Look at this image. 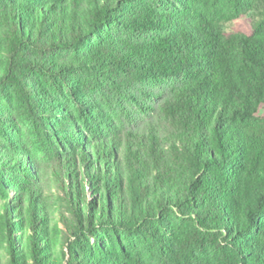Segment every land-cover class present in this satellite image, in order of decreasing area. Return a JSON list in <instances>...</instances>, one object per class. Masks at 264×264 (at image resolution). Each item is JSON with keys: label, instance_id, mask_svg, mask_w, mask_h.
Segmentation results:
<instances>
[{"label": "trees", "instance_id": "16d2710c", "mask_svg": "<svg viewBox=\"0 0 264 264\" xmlns=\"http://www.w3.org/2000/svg\"><path fill=\"white\" fill-rule=\"evenodd\" d=\"M13 3L0 100L8 91L51 162L72 222L65 263L144 264L95 255L85 243L107 231L150 241L157 264H264V0ZM24 150L0 145L5 258L56 264L46 184ZM169 215L191 232H161Z\"/></svg>", "mask_w": 264, "mask_h": 264}, {"label": "rangeland", "instance_id": "374dc122", "mask_svg": "<svg viewBox=\"0 0 264 264\" xmlns=\"http://www.w3.org/2000/svg\"><path fill=\"white\" fill-rule=\"evenodd\" d=\"M15 2H22L23 0H0V39L2 36L3 26H2V15L11 7ZM254 22V17L249 15L243 22L244 25L249 26ZM238 27H241L240 24L237 23H225L221 25V28L226 32H232L236 30ZM3 45L0 40V63L3 58ZM2 66V65H1ZM51 90V95L58 100H61L63 103L67 102V97L69 94L66 93L63 96L60 92L55 89H52V85L48 84ZM6 97L1 99L0 104V145L7 147L10 144V141L13 140L15 144H18L19 147H24L31 153H27L26 150L23 151V155L28 158L31 162L30 170L35 172V175L38 173V176L44 179L46 184V205L48 208V213L50 218L48 221V234L44 236L47 238L50 244V251L52 255V259L56 262V264H66L65 259L62 258V254L65 251V228H71L72 222L67 214V210L64 208L62 198L60 197V193L54 184L49 180V170L51 168V162H48L44 157L43 153L38 151V133L37 129L34 128L30 122V120L25 116V114L21 111V109L16 105L14 99L8 96V91L6 92ZM8 97V98H7ZM7 98V99H6ZM50 124L57 127L53 121H50ZM56 132V130H55ZM57 133V132H56ZM51 138L54 141L58 140L57 134L51 135ZM36 165L37 171L34 170V166ZM37 176V175H36ZM8 176H5V179ZM16 177V176H15ZM18 178V177H17ZM20 181H24L23 179ZM6 187V188H5ZM4 188L7 192L13 195L15 192L14 186L10 181L4 180ZM2 193H6L5 191L0 192V201H2L3 196ZM166 224L169 225L166 229H161V232L167 234L170 230L176 232L178 237H184L185 235L191 232L190 227L180 220L179 218L169 215L166 219ZM171 225V227H170ZM95 240L89 239L88 244L92 251L95 250V255H98V252H101L107 256V259L113 258L112 254H118L120 252H124V254H128L130 259H134V261H142L144 264H157V249L151 244L149 241L147 244L141 240H134L130 237H125L120 233L114 232H96ZM5 234L4 229L2 228V224L0 222V264H8L7 259L5 258ZM28 242V241H27ZM87 246V247H88ZM206 252L208 253V257L210 261H213V258L219 257L214 253L213 245L206 244L205 247ZM89 250H82V254L78 255H87ZM218 260V259H217ZM26 264H30L28 258H26Z\"/></svg>", "mask_w": 264, "mask_h": 264}]
</instances>
